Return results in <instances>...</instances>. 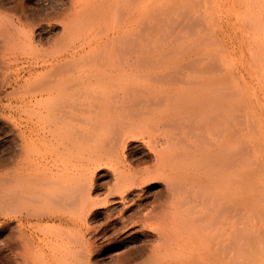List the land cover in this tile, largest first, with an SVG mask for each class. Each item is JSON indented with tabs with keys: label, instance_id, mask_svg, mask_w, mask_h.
I'll return each mask as SVG.
<instances>
[{
	"label": "bare ground",
	"instance_id": "bare-ground-1",
	"mask_svg": "<svg viewBox=\"0 0 264 264\" xmlns=\"http://www.w3.org/2000/svg\"><path fill=\"white\" fill-rule=\"evenodd\" d=\"M159 10L153 0H0V119L10 137L0 156V264H100L98 227L111 214L99 206L114 201L117 211L188 154L190 205L120 211L126 238L149 233L155 243H125L115 264H230V188L246 168L232 148L230 74L196 32H178L196 18L172 19L162 34ZM129 143L153 148L154 170L127 167L120 147ZM107 166L113 188L97 201L95 170Z\"/></svg>",
	"mask_w": 264,
	"mask_h": 264
},
{
	"label": "rangeland",
	"instance_id": "rangeland-1",
	"mask_svg": "<svg viewBox=\"0 0 264 264\" xmlns=\"http://www.w3.org/2000/svg\"><path fill=\"white\" fill-rule=\"evenodd\" d=\"M33 3L35 10H38V7L34 6L37 2ZM167 3L168 0H153L154 6L160 9L153 15L155 30L162 34L167 33L171 30L172 19L178 20L182 17L184 19L186 18L184 16L196 18L198 24L190 22L178 32L181 33L182 38H191L195 36L192 32H196L200 46L205 48L210 58L229 71L232 89L231 104L234 113L231 132L238 135L236 139L233 137L232 148L236 156L240 155L244 158L246 166L242 183L232 185L230 188L231 204L235 208L231 209L229 225L232 249L230 264H264V0H184L181 8L176 10L168 9ZM163 38L164 36H156L155 42H165L166 39ZM1 121L0 119V156L5 152L7 142L10 141L8 127ZM190 133L189 131L184 135L189 138H187L189 141L190 137L194 138L195 135L194 130L192 135ZM131 145L133 143H129L125 149L120 147L122 150L120 157L125 158L126 164L128 163L127 167L130 166L134 170L144 168L154 170L153 164L156 163V159L151 152L153 148L142 147L137 150ZM182 147L192 148L188 143L181 144ZM155 148L158 149L160 146ZM174 152L179 153V150ZM192 159L193 157L188 154L182 162V169L178 172L173 171L171 165L166 162L165 169H162L165 179L153 178L150 182L142 183L136 189L137 191H134L139 195L132 199H122L123 204L118 205L117 211H110L114 201H109L104 208L99 206L100 211H105L111 216L108 220V227L106 226L108 224H104L102 228L98 227V233H106L105 237L100 236L97 239L104 244V247L92 257L98 258L100 264H115L114 259L119 254H123L125 243L128 244L134 240L142 242L144 250L146 247H151V244L155 243L152 234L137 232V234H132L129 240L125 236L128 235L126 232L131 229L130 225L122 227L121 222L114 218L119 215L120 211L123 213L126 208H136L137 205L136 209L141 210L139 214L148 208L153 213H160L177 199L182 202V208L188 207L190 204L187 200L191 182L186 170L192 166L190 161ZM169 161L174 164L177 162ZM179 164L176 166L178 167ZM109 175L108 166L95 170L94 187L96 189H92V192L97 201L103 200L108 189L113 188ZM89 224L94 226L93 222ZM113 227L116 228L113 229Z\"/></svg>",
	"mask_w": 264,
	"mask_h": 264
}]
</instances>
